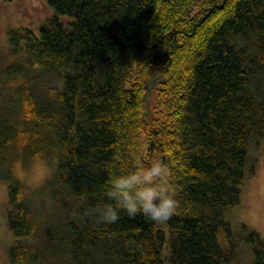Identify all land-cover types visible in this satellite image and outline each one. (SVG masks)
Wrapping results in <instances>:
<instances>
[{
  "label": "trees",
  "instance_id": "1",
  "mask_svg": "<svg viewBox=\"0 0 264 264\" xmlns=\"http://www.w3.org/2000/svg\"><path fill=\"white\" fill-rule=\"evenodd\" d=\"M46 1L36 32L9 29L0 68L10 261L238 264L217 234L231 240L224 213L254 171L249 143L264 138V0ZM33 159L53 172L31 190L13 166ZM154 160L175 214L97 223L110 177ZM245 238L264 264L260 235Z\"/></svg>",
  "mask_w": 264,
  "mask_h": 264
},
{
  "label": "rangeland",
  "instance_id": "2",
  "mask_svg": "<svg viewBox=\"0 0 264 264\" xmlns=\"http://www.w3.org/2000/svg\"><path fill=\"white\" fill-rule=\"evenodd\" d=\"M51 14L52 10L46 0H0V68L12 60L9 29L30 28L36 32L38 26L46 22ZM153 100L154 94L151 92L147 98L148 111ZM146 117H150V112ZM248 151L249 159L254 160V171L241 186L239 202L224 213V219L230 227L231 240L227 238L224 230L217 234V240L222 247H228L229 243L235 245L234 262L238 264H251L253 261V246L245 238L249 231L257 232L264 244V138L258 142L253 139L249 143ZM13 171L24 186L34 190L42 187L53 169L41 160L33 159L26 167L15 163ZM7 200V184L0 179V264H19L10 261L8 257L13 237L7 223ZM33 202L36 206L41 201Z\"/></svg>",
  "mask_w": 264,
  "mask_h": 264
},
{
  "label": "clouds",
  "instance_id": "3",
  "mask_svg": "<svg viewBox=\"0 0 264 264\" xmlns=\"http://www.w3.org/2000/svg\"><path fill=\"white\" fill-rule=\"evenodd\" d=\"M104 195L107 202L90 210L96 222L103 225L116 224L121 213L129 218L142 215L154 223L164 224L177 209L168 170L158 160L111 176Z\"/></svg>",
  "mask_w": 264,
  "mask_h": 264
}]
</instances>
